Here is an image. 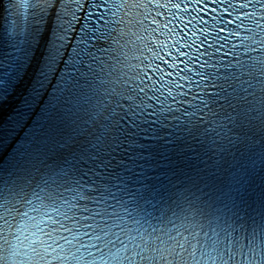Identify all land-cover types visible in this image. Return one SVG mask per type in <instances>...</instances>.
Wrapping results in <instances>:
<instances>
[{
	"label": "snow or ice",
	"instance_id": "1",
	"mask_svg": "<svg viewBox=\"0 0 264 264\" xmlns=\"http://www.w3.org/2000/svg\"><path fill=\"white\" fill-rule=\"evenodd\" d=\"M0 264H264V0H0Z\"/></svg>",
	"mask_w": 264,
	"mask_h": 264
}]
</instances>
